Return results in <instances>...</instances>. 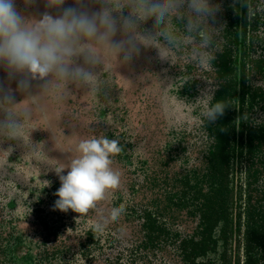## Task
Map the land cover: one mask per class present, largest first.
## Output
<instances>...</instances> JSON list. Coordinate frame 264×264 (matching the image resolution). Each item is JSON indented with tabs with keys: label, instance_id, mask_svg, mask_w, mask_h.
<instances>
[{
	"label": "trees",
	"instance_id": "1",
	"mask_svg": "<svg viewBox=\"0 0 264 264\" xmlns=\"http://www.w3.org/2000/svg\"><path fill=\"white\" fill-rule=\"evenodd\" d=\"M211 3L197 32L186 4L158 28L153 47L170 59L155 66L167 120L153 157L127 130L104 132L123 145L113 159L127 180L103 197L125 209L103 231L95 207H54L58 165L22 119L15 135L0 128V264H264V0ZM206 47L215 58L202 64ZM209 90L226 105L212 122Z\"/></svg>",
	"mask_w": 264,
	"mask_h": 264
},
{
	"label": "clouds",
	"instance_id": "2",
	"mask_svg": "<svg viewBox=\"0 0 264 264\" xmlns=\"http://www.w3.org/2000/svg\"><path fill=\"white\" fill-rule=\"evenodd\" d=\"M98 0H77L65 3L60 14L53 16L45 11L39 19L27 20L17 7V0H0V70H7L6 76H0V102L15 103V89L5 80L15 83L22 89H30L33 81H40L46 86L49 77L76 79L92 85L94 72L92 66L100 58L92 50V42H107L112 49L121 53L122 60H128L136 50V42L131 35L115 38L118 33L137 30L138 16L131 14L114 15L108 10L103 0L100 6L93 7ZM195 13V19L189 18V31L197 32L203 21L215 20L219 10L211 0H136L139 16L145 9H153L158 17H163L170 10L185 5ZM145 25V30H148ZM166 39L171 41L172 36ZM207 46V41L203 42ZM82 62H77V59ZM215 58L208 50L199 54L202 64L210 63ZM209 97L201 115L206 122L215 121L223 115L226 105L221 100L213 102L212 90L206 92ZM29 113L25 110L24 115ZM20 122L12 113L0 119V128L15 135ZM116 135H96L79 139L76 153L68 164L55 168L59 175L60 187L54 207L62 211L71 209L81 215L97 208L94 228L103 231L105 226L124 211L123 204L110 208L98 204L106 195L109 186L118 185L121 172L113 163V153L122 148ZM67 168L66 174H61Z\"/></svg>",
	"mask_w": 264,
	"mask_h": 264
},
{
	"label": "rangeland",
	"instance_id": "3",
	"mask_svg": "<svg viewBox=\"0 0 264 264\" xmlns=\"http://www.w3.org/2000/svg\"><path fill=\"white\" fill-rule=\"evenodd\" d=\"M77 0H17V7L29 21L39 19L47 11L51 15L60 14L66 3ZM114 15L131 14L138 16L135 32H120L115 38L131 35L136 42L135 53L128 60L121 59V53L115 51L107 42H92L94 54L99 63L92 66L94 80L92 85L76 79L49 77L50 82L43 86L33 81L30 89H22L15 83L5 80L15 89V103L2 102L0 112L12 113L31 136L39 137L44 148L50 153L58 167L68 164L76 153V144L81 138L104 135L106 130L113 134L115 129L124 137V130L132 133L147 156L153 153L163 142L167 114L158 80L156 64L166 65L170 59L164 46L154 49L158 40V28L168 24L167 14L160 19L151 9H145L139 16L136 0H103ZM93 7H99V0ZM169 12L172 13L170 10ZM154 18H153V17ZM145 25L149 26L145 30ZM157 39V40H156ZM162 44L165 45V41ZM161 49V50H160ZM162 51V52H161ZM157 55H160L159 58ZM77 62H82L77 59ZM7 70H0V76H6ZM25 110L29 113L24 115ZM120 122L115 128L113 122ZM100 125V126H99ZM113 165L121 172L118 185L109 186L107 192L116 191L126 184V171L115 159ZM67 168L62 170L66 174ZM98 204L107 207L104 198ZM108 208V207H107ZM97 208L95 213L97 215ZM22 228L29 230L30 224Z\"/></svg>",
	"mask_w": 264,
	"mask_h": 264
}]
</instances>
